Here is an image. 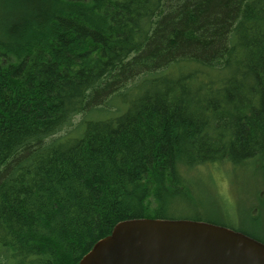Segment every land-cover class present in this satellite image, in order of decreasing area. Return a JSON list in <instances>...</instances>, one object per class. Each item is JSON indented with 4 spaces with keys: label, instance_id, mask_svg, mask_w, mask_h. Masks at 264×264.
<instances>
[{
    "label": "trees",
    "instance_id": "1",
    "mask_svg": "<svg viewBox=\"0 0 264 264\" xmlns=\"http://www.w3.org/2000/svg\"><path fill=\"white\" fill-rule=\"evenodd\" d=\"M217 172L264 206V0H0V264H77L131 219L264 244L223 193L175 203Z\"/></svg>",
    "mask_w": 264,
    "mask_h": 264
},
{
    "label": "water",
    "instance_id": "2",
    "mask_svg": "<svg viewBox=\"0 0 264 264\" xmlns=\"http://www.w3.org/2000/svg\"><path fill=\"white\" fill-rule=\"evenodd\" d=\"M77 264H264V244L188 219L119 222Z\"/></svg>",
    "mask_w": 264,
    "mask_h": 264
},
{
    "label": "rangeland",
    "instance_id": "3",
    "mask_svg": "<svg viewBox=\"0 0 264 264\" xmlns=\"http://www.w3.org/2000/svg\"><path fill=\"white\" fill-rule=\"evenodd\" d=\"M9 12H11L10 8L8 9ZM12 14V13H10ZM209 173V171H207ZM228 175V174H227ZM231 176L230 179L226 176V174H223V172H217L216 175H210L205 173L195 174L191 177L190 180V186L186 189V193L184 195L177 196L175 199V203L177 205H180V207H188L189 205H193L196 200H203L205 204H207L209 201H204L209 197L210 195L214 200H216L215 206L211 207L210 210L207 208L205 210L206 214L211 215L212 217H219L220 215H228L226 208L223 206V202L220 198V196H227L231 201V205L233 208L229 211L230 215L232 217L236 216L235 209L236 206L240 207L244 210V212L248 213L243 215L242 218L247 219V223L253 224L254 219L251 218V216H255L254 214H258V222L260 224H264V206L260 207L258 206L257 200L258 196L263 195V191H261L262 188V178L256 173V172H250L249 175L245 176V174H229ZM211 177V178H210ZM240 180V187L239 189L232 183L236 182L237 180ZM221 192V193H220ZM224 195H223V194ZM224 196V199L229 200ZM256 205L255 210L253 211V215H249V209H253V207ZM223 208V209H222ZM235 208V209H234ZM183 213H191L192 210H182ZM225 213V214H224ZM225 218V217H224ZM227 219V217H226ZM245 219V220H246ZM237 223H239V220L234 219ZM251 231L254 232H261L264 233V227H258V226H245Z\"/></svg>",
    "mask_w": 264,
    "mask_h": 264
}]
</instances>
